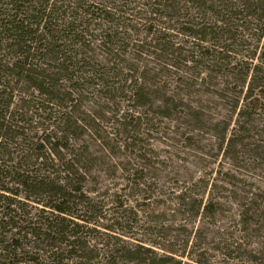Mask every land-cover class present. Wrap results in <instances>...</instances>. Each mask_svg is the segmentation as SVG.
<instances>
[{"label": "rangeland", "instance_id": "374dc122", "mask_svg": "<svg viewBox=\"0 0 264 264\" xmlns=\"http://www.w3.org/2000/svg\"><path fill=\"white\" fill-rule=\"evenodd\" d=\"M251 2L261 17L264 0L49 1L76 71L50 103L9 84L23 129L0 163L7 181L75 175L70 211L94 264H264V23ZM8 47L1 34L2 63ZM0 186L33 221L51 217L44 195Z\"/></svg>", "mask_w": 264, "mask_h": 264}, {"label": "trees", "instance_id": "16d2710c", "mask_svg": "<svg viewBox=\"0 0 264 264\" xmlns=\"http://www.w3.org/2000/svg\"><path fill=\"white\" fill-rule=\"evenodd\" d=\"M49 1L0 0V35H4L8 49L14 50L12 53L15 55L13 61L7 63H2L3 58L0 57V145L3 140L14 139L10 135L16 129H23V120L16 119L9 110L13 105L11 91L14 88L9 86L12 81L27 83L38 94L48 97L50 103L51 97L57 99L58 82L64 78L71 79L68 77L70 71H76L70 55L72 50L65 44L69 41L65 33L67 27L62 28L56 23L53 16L59 9L55 6L50 11ZM251 3L253 14L258 17V4ZM258 18L264 23V11ZM79 27L77 25L75 30L79 31ZM69 36H74V33H69ZM249 105L253 112L261 107L257 99L251 100ZM39 149H43L42 146ZM21 160L20 157L17 164ZM5 167L9 166L0 163V182H13L26 192L28 199L30 195H44L50 202L42 205L52 212L51 217L39 215L33 221L26 204L19 205L16 200L3 195L10 193L16 197L17 193L0 186L3 193L0 194V258L3 259L0 264H94L92 256L85 252L86 245L81 240L83 233L78 231L83 227L74 222L75 218L84 217L75 216L70 211L71 206H77L71 201V195L79 192L78 188L71 189L75 175L69 173L70 180L65 177V182H61L49 176L16 173L18 179L7 181Z\"/></svg>", "mask_w": 264, "mask_h": 264}]
</instances>
